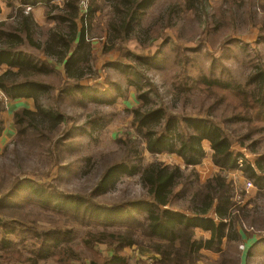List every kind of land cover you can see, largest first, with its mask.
I'll use <instances>...</instances> for the list:
<instances>
[{
  "label": "trees",
  "instance_id": "obj_1",
  "mask_svg": "<svg viewBox=\"0 0 264 264\" xmlns=\"http://www.w3.org/2000/svg\"><path fill=\"white\" fill-rule=\"evenodd\" d=\"M55 1L41 0L48 7L60 11L56 17L57 24L45 34L41 33L39 24L29 15L31 13L27 14L24 9L25 5L35 6L33 1L20 0L16 13L12 15L14 20L0 19V68L7 67L0 74L2 100L33 99L37 108L51 110L45 96L58 89L41 81L40 77L54 72L62 76L59 97L73 95L79 90V83L86 79L79 70L88 72L87 68H91L94 39H89V31L101 7L98 0H65L63 7L54 6ZM144 1L120 0L115 3V9L122 8L120 11L127 15L121 13L125 19L120 26L118 20L111 25L105 38L106 44L108 39L114 44H123L129 39ZM179 1L186 21H192L188 19L190 15L198 19L196 9L199 6L208 11V0ZM262 1H222V7H227L226 11L230 13L229 24L233 33H237L239 24L248 22L249 29L255 32L257 38L264 36ZM51 4L53 6H49ZM8 5L15 4L9 0ZM213 19L219 26L229 25L216 17ZM8 21L15 24L7 25ZM254 28L256 31H253ZM216 34L220 32L206 21L205 29L193 44L210 47ZM42 35L43 39L40 38ZM225 41H228V37ZM26 46L37 51V57L25 55L23 49ZM113 50L126 59L133 52L129 47H114ZM182 55L183 75L179 78L181 82L177 91L192 93L201 90L206 97L214 100V104L206 114L199 113L195 117L168 111V105L163 103L158 107L147 106L145 110H135L131 135H125L122 140L124 146L132 150L133 158L111 167L96 188V194L105 192L119 174L137 176L147 194L143 198L148 204L146 215L142 218L129 216L115 225L93 227L87 222L88 208L85 216L79 208H66L53 214L62 220L54 221L48 227H39L36 223L25 225L7 218L4 212L11 204L5 202L9 197L5 195L12 188L7 194L0 189V264H129L131 257L127 249L132 248L143 256H149V264H198L205 251L219 254L222 264H237L238 258H231L230 250L235 242L247 241L249 244L247 222L252 219L251 227H259L258 230L264 233V227L257 225L259 214L264 212V153L254 149L252 143L254 136H264V65L246 66V72L239 78L228 66H225L228 78L223 76L224 71L219 76L202 73L196 78H189L186 49ZM61 67L64 71H61ZM132 72L144 76L138 66ZM241 76L247 78L243 80ZM141 82L132 81V85L140 90L151 85L152 96L159 98L157 86L148 77H143ZM176 95L174 91L173 100ZM141 99L146 105L155 104L146 94L141 95ZM46 102L49 107H46ZM217 106H225L231 115L215 119L213 112ZM171 108L177 110V100L175 105L171 103ZM32 111L23 109L15 115L16 137L21 143L39 138L42 134ZM47 113L53 120V126L61 123L59 113ZM3 124L0 120V136ZM68 124L67 120L63 122L66 128ZM238 125L242 131H233L232 128ZM239 149L257 157L248 158L243 151L238 152ZM144 153L153 156L176 155L184 161L186 168L193 169V177L188 178L187 183L179 189L184 179L182 169L159 160H149L143 156ZM207 158L218 168V172L207 182L201 183L195 170ZM61 164L57 160L53 168L61 169ZM233 173L236 176L240 173L245 182L232 178ZM247 182H254L261 188L248 199L250 205L255 203L252 209L236 200L238 196L244 199L247 196L250 190L247 189ZM80 228L85 231L79 237L81 246H78L75 240ZM24 231L29 235L25 236ZM205 232L207 237H203ZM263 237L264 234L258 239ZM101 244L114 246L112 256L94 250ZM80 248L91 251L94 259L89 263L82 259L77 250Z\"/></svg>",
  "mask_w": 264,
  "mask_h": 264
},
{
  "label": "rangeland",
  "instance_id": "obj_2",
  "mask_svg": "<svg viewBox=\"0 0 264 264\" xmlns=\"http://www.w3.org/2000/svg\"><path fill=\"white\" fill-rule=\"evenodd\" d=\"M30 1L35 2V6L25 5L24 9L27 14L31 13L29 15L39 24L41 33L45 34L57 24L56 17L60 11L48 7L41 0ZM64 1L56 0L54 6L63 7ZM119 1L98 0L101 10L89 31V39H94L93 59L91 68H87L88 72L79 70L86 79L79 83L78 91L67 97H59L62 76L54 72L40 77L41 81L58 89L45 96L51 110L37 108L35 100L29 104L26 101L28 98L14 101L0 98V120L4 122L0 136V189L7 194L12 188L5 195L9 196L5 202L11 204L4 212L8 219L25 225L36 223L39 227H48L54 221L62 220L53 214L66 208H79L83 216L88 208L90 213L86 216L87 222L93 227L115 225L129 216L144 217L148 204L143 198L147 194L137 176L119 174L114 177L110 188L96 194V188L111 167L133 158L132 150L124 146L122 140L125 135H131L134 111L141 108L145 110L147 106L158 107L163 103L168 105V111L179 115L186 113L195 117L199 113L208 112L214 100L206 97L201 90L192 93L177 91L181 82L179 78L183 75L181 66L184 49L188 54L189 78H196L202 73L219 76L223 71V76L228 78L225 66L239 78V75L246 72V66L264 65V36L257 38L255 32L249 29L248 22L239 24L237 33H233L229 24L230 13L226 11L227 7H222L223 0H208V11L199 6L196 9L198 19L193 15L188 17L192 21H186L179 0H145L137 14L135 30L129 39L123 44H114L108 39L106 44L105 38L111 25L118 20L120 26L125 19L123 14L127 15L120 11L122 8L115 9L114 5ZM8 2L9 0H0L1 20H14L12 15L16 13V5L21 3L20 0H10L15 5L9 6ZM214 17L228 23V27L219 26ZM206 21L211 22L220 34L214 35L210 47L206 44H193L205 29ZM13 24L14 21L7 22V25ZM227 37L228 41H225ZM40 38L43 39V35ZM188 43L191 44L190 47L180 46ZM114 47H129L133 52L128 55L129 59L122 58L113 50ZM23 51L31 57L38 55L29 46ZM135 66L140 67L143 77H148L157 86L159 98L152 96L151 85H146L141 90L132 85V81L141 84L143 79L132 72ZM5 69V66L0 68V74ZM61 71H64L63 67ZM241 78L245 80L247 76ZM174 91L177 95L173 100ZM143 94L155 104L146 105L141 99ZM176 100L177 110H174L171 103L175 105ZM47 102L45 105L49 107ZM20 104L22 106L18 107ZM23 109L33 110V117L37 119V126L42 132L39 138H33L27 143H21L16 137L15 115ZM50 111L61 115L58 126H53V120L47 113ZM213 115L218 120L225 115H231V112L225 106H217ZM54 118L57 119L58 116ZM66 120L69 122L68 128L63 125ZM232 130L242 131V128L238 125ZM252 143L254 149L264 153V136H254ZM241 151L248 158L257 157L246 150H238L240 153ZM143 156L172 167H180L184 179L179 189L187 183L188 178L193 177V169L186 168L184 161L176 155L153 156L151 153H144ZM57 160L62 163L61 169L53 168ZM195 172L199 173L201 183H205L218 172V168L207 158ZM231 177L239 178L242 183L246 180L240 173L237 176L233 173ZM252 183L254 189L247 191L245 199L241 196L236 198L243 205H248L249 209L255 206V203L249 204V197L261 190ZM259 215L257 225L264 227V212ZM251 221L252 219L247 222L249 244L247 241L235 242L230 250V257L238 258L237 264H264V237L258 239L264 233L258 230L259 227L252 228ZM84 231L82 228L78 230L75 240L78 246H81L79 237ZM24 235L29 234L24 231ZM207 236L205 232L203 237ZM252 243L254 245L250 247ZM77 250L88 263L94 259L91 251L84 248ZM94 250L112 256L114 246L101 244ZM127 252L131 257L129 264H149L151 261L149 256H143L136 248L127 249ZM222 262L219 254L205 251L198 264Z\"/></svg>",
  "mask_w": 264,
  "mask_h": 264
},
{
  "label": "crops",
  "instance_id": "obj_3",
  "mask_svg": "<svg viewBox=\"0 0 264 264\" xmlns=\"http://www.w3.org/2000/svg\"><path fill=\"white\" fill-rule=\"evenodd\" d=\"M4 67V66H3ZM2 68V67H1ZM6 70V69H5ZM5 70H2L1 71V74L5 71ZM23 100V99H22ZM21 100V101H22ZM26 101H28L29 102V104H31V103H34V100L33 99H26ZM22 105L20 104L18 107H21ZM14 108H15V106H14Z\"/></svg>",
  "mask_w": 264,
  "mask_h": 264
},
{
  "label": "built area",
  "instance_id": "obj_4",
  "mask_svg": "<svg viewBox=\"0 0 264 264\" xmlns=\"http://www.w3.org/2000/svg\"><path fill=\"white\" fill-rule=\"evenodd\" d=\"M246 185H247V189H251V188L254 189V185L252 182H247Z\"/></svg>",
  "mask_w": 264,
  "mask_h": 264
}]
</instances>
